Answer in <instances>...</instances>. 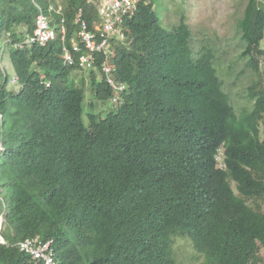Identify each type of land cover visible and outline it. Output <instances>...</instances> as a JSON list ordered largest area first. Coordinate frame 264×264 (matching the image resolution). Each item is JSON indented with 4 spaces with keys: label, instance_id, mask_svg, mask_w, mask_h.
<instances>
[{
    "label": "trees",
    "instance_id": "16d2710c",
    "mask_svg": "<svg viewBox=\"0 0 264 264\" xmlns=\"http://www.w3.org/2000/svg\"><path fill=\"white\" fill-rule=\"evenodd\" d=\"M36 2L62 6L45 13L52 26L63 17L68 40L78 8L97 19L88 0ZM153 3L140 1L106 60L127 87L111 102L97 71L64 65L59 41L2 50L6 33L12 44L33 33L38 10L0 0V264H33L15 244L34 237L54 239L58 264H185L178 242L192 264H264V0H248L236 24L239 59L256 75L239 112L213 51L195 53L184 18L166 29ZM76 70L89 83L88 126Z\"/></svg>",
    "mask_w": 264,
    "mask_h": 264
},
{
    "label": "rangeland",
    "instance_id": "374dc122",
    "mask_svg": "<svg viewBox=\"0 0 264 264\" xmlns=\"http://www.w3.org/2000/svg\"><path fill=\"white\" fill-rule=\"evenodd\" d=\"M152 1H154V10L166 29L177 26L181 18H184V22L189 27L192 35L191 46L194 52L201 51L203 47L210 48L213 51L215 56L214 66L223 82V89L228 94L236 112H239L241 108L249 109L250 102L246 97L247 87L256 79V75L246 66L247 60L239 59L243 44L236 29L237 21L242 17L248 0ZM259 62L260 73L264 76V57L260 58ZM1 66L4 67L8 78L11 79L14 76V71L6 51L3 54ZM71 76L74 79L73 84L76 88L81 86L85 88L83 120L85 126H88V113L91 110H87V108L92 100L86 73L76 70ZM262 135L264 136V134ZM258 203L264 211V198L260 199ZM176 245H180L177 254L178 260L185 264H192L189 260L192 253L191 248L183 242H178ZM262 255L264 256V252H262Z\"/></svg>",
    "mask_w": 264,
    "mask_h": 264
},
{
    "label": "built area",
    "instance_id": "2783aa9c",
    "mask_svg": "<svg viewBox=\"0 0 264 264\" xmlns=\"http://www.w3.org/2000/svg\"><path fill=\"white\" fill-rule=\"evenodd\" d=\"M141 0H99L91 2L95 8L97 19L88 24L81 8L75 13L74 25L77 26L75 36L68 40V29L63 17L56 26L50 25L48 14H62V6L49 5L44 10L36 0H32L38 12L35 17L34 30L24 42L12 44L10 34L6 33V40L2 50L11 44L12 48L21 49L24 46H45L59 41L62 45V56L65 66H74L80 70H96L97 59L103 57L98 71L112 91L111 101L116 102L125 86L116 82L114 69L107 64V59L113 53L114 45L125 39L126 24L136 14L137 6ZM48 13L46 14L45 13ZM68 42V44H67ZM17 77L10 80L15 84ZM50 84L47 83L46 87ZM1 117V115H0ZM3 218L0 216V245L5 241L1 235ZM51 242L42 243L36 240H26L17 245L19 251L32 257L34 264H55L50 251Z\"/></svg>",
    "mask_w": 264,
    "mask_h": 264
},
{
    "label": "clouds",
    "instance_id": "9594fccd",
    "mask_svg": "<svg viewBox=\"0 0 264 264\" xmlns=\"http://www.w3.org/2000/svg\"><path fill=\"white\" fill-rule=\"evenodd\" d=\"M76 68V67H75ZM80 70V69H79ZM95 71H97L98 72V77L106 84V82L104 81V79H103V77L101 76V74L99 73V71L96 69ZM15 76V75H14ZM13 76V77H14ZM12 77V78H13ZM11 78V79H12ZM115 78V77H114ZM116 82H118V81H116ZM118 83H120V82H118ZM47 84V83H46ZM46 84H45V86H46ZM121 84V83H120ZM122 85H124L125 86V89L123 90V92H121L120 94H119V97H118V99L117 100H119L120 99V97H121V95H123L124 93H125V91L127 90V87H126V85L125 84H123L122 83ZM106 86H108L107 84H106ZM112 92V91H111ZM112 95V94H111ZM112 102V101H111ZM218 158L216 157V161H218L217 160ZM218 167L219 168H223V166H222V164H220V162H218ZM0 216H2V218H3V215L2 214H0ZM3 223H4V218H3V222H2V226H1V235H2V227H3ZM2 238L4 239V237H3V235H2ZM26 240H36V241H38V242H42V243H47V242H51V244H49L50 245V251L52 252V254H53V260H54V262H55V264H58V262H57V253H56V249H55V242H54V239H48V240H42V239H40V238H38V237H34V238H29V239H26ZM26 240H23V241H26ZM4 241H5V239H4ZM23 241H19V242H17L16 244H15V247L17 248V245L20 243V242H23ZM4 245H6V241H5V244ZM18 249V248H17ZM19 250V249H18ZM21 252V251H20ZM25 254V253H24ZM31 257V256H30ZM31 260L33 261V259H32V257H31ZM33 264H34V261H33Z\"/></svg>",
    "mask_w": 264,
    "mask_h": 264
}]
</instances>
